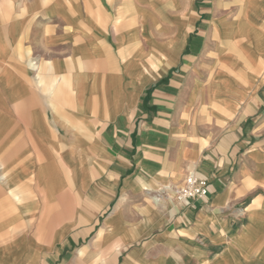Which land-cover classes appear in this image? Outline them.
<instances>
[{"label": "crops", "instance_id": "crops-1", "mask_svg": "<svg viewBox=\"0 0 264 264\" xmlns=\"http://www.w3.org/2000/svg\"><path fill=\"white\" fill-rule=\"evenodd\" d=\"M0 264H264V0H0Z\"/></svg>", "mask_w": 264, "mask_h": 264}, {"label": "built area", "instance_id": "built-area-1", "mask_svg": "<svg viewBox=\"0 0 264 264\" xmlns=\"http://www.w3.org/2000/svg\"><path fill=\"white\" fill-rule=\"evenodd\" d=\"M209 192L206 179L195 172H190L185 177L184 183L175 191L174 200L183 206H189L192 200L202 198Z\"/></svg>", "mask_w": 264, "mask_h": 264}, {"label": "bare ground", "instance_id": "bare-ground-1", "mask_svg": "<svg viewBox=\"0 0 264 264\" xmlns=\"http://www.w3.org/2000/svg\"><path fill=\"white\" fill-rule=\"evenodd\" d=\"M171 189H172V188H171ZM157 196H158V195H157ZM157 196H156V197H157ZM169 201H170V199H169ZM161 204H162V203H161Z\"/></svg>", "mask_w": 264, "mask_h": 264}]
</instances>
